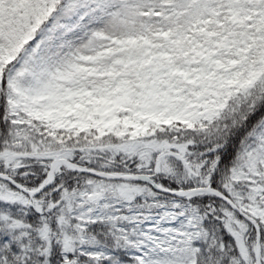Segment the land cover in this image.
<instances>
[{
    "label": "snow or ice",
    "instance_id": "6c2138e0",
    "mask_svg": "<svg viewBox=\"0 0 264 264\" xmlns=\"http://www.w3.org/2000/svg\"><path fill=\"white\" fill-rule=\"evenodd\" d=\"M0 264H264V0H0Z\"/></svg>",
    "mask_w": 264,
    "mask_h": 264
}]
</instances>
